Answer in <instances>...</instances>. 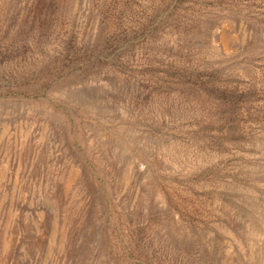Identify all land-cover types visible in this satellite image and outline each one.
<instances>
[{
  "label": "rangeland",
  "instance_id": "rangeland-1",
  "mask_svg": "<svg viewBox=\"0 0 264 264\" xmlns=\"http://www.w3.org/2000/svg\"><path fill=\"white\" fill-rule=\"evenodd\" d=\"M0 264H264V0H0Z\"/></svg>",
  "mask_w": 264,
  "mask_h": 264
}]
</instances>
